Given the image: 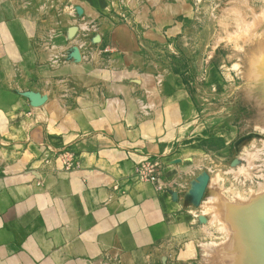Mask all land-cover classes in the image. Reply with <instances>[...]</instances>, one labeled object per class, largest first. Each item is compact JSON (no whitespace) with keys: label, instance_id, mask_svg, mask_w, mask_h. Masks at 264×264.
Returning <instances> with one entry per match:
<instances>
[{"label":"crops","instance_id":"crops-1","mask_svg":"<svg viewBox=\"0 0 264 264\" xmlns=\"http://www.w3.org/2000/svg\"><path fill=\"white\" fill-rule=\"evenodd\" d=\"M194 2L0 0V264H160L167 240L187 264L191 203L224 151L206 136L218 70L191 34L206 29ZM37 94L39 108L20 98ZM45 144L78 168L39 167ZM142 154L162 192L132 178Z\"/></svg>","mask_w":264,"mask_h":264},{"label":"rangeland","instance_id":"rangeland-1","mask_svg":"<svg viewBox=\"0 0 264 264\" xmlns=\"http://www.w3.org/2000/svg\"><path fill=\"white\" fill-rule=\"evenodd\" d=\"M261 1L263 0H256V7L251 9L250 12L243 13V15L235 9L231 10L226 0H224V5L219 1L218 6H216V0H195L194 2L195 6L190 22L198 24L200 29L203 26L208 30L205 29V31L202 30L191 34L193 38L207 40L209 46L206 48V52L209 54V61H217V75L220 72L222 73L224 65V71L228 74L221 84L216 82L217 75L213 77L209 74L208 79H206L207 93L209 94L213 91L215 95L208 96L205 124L206 136L209 138L217 135L223 140L224 144L222 155L218 154L215 158L211 154L208 155V157L211 156L210 163L211 158L216 162L215 174L220 170L224 172L236 171L237 168L243 171H264V7L258 5L261 4ZM232 11L234 14H231ZM72 12L75 11L72 10ZM256 22L260 23L261 26ZM218 25L220 31H216V26ZM90 29L92 30V27ZM216 44L217 47H215ZM20 98L26 100L32 109L39 108L37 104L38 94L36 96L20 95ZM208 122L209 131H207ZM213 141L214 139H208L207 144L209 145V149ZM44 149L43 155L37 160L39 167H48L51 163H54L56 164L54 170L58 168L60 171H72L78 168V160L70 149L65 147L55 151L46 144ZM221 164H223L222 169ZM151 168H153V173H155L152 177L153 179L147 178L141 180L138 177V171H148ZM207 170L208 166L205 165L204 173L206 175L214 172ZM161 171L162 165L157 157L142 154L134 165L132 178L138 183L150 184L154 186L156 191L162 192L164 188L161 181ZM237 178L241 180L242 176L240 175ZM224 182L227 184L226 180ZM216 185L218 186V182ZM225 196L230 197L229 194ZM203 197L201 199L202 202L206 198L205 195ZM194 215V218L201 216L200 209L197 215L196 213ZM193 224L194 231H197L200 227L199 223L195 222ZM194 236L197 237V234H194ZM189 239L191 241L187 243V248H190V254L186 261L187 264H204L208 260L207 256L210 257V261L208 260L205 264H217V260L218 264H223L219 255H216L218 251H224V249H222L223 247H216L220 246V244L217 245V241L218 243H225L226 241L215 239V246L214 243L211 244L212 239H203V242H200V244L195 243L191 238ZM210 245H214L213 250ZM235 246H241L240 253L247 251V256H241L240 262H243L242 264H251V258L253 257L249 252L251 246L247 245L243 239L235 242ZM164 247H167L165 251L168 254L166 256H159L157 258L158 263L170 264L173 252L171 241L167 240L164 243ZM204 247L206 249L209 247L207 249L209 250L208 253L206 249L204 251ZM225 249L226 251H224L223 256L229 259L227 261L224 258L226 259L225 262L236 264L233 260L236 261L237 255L239 257L242 254L234 253V250L228 252L227 248ZM243 249L244 251H242ZM178 251L179 246L176 245L174 247L175 258ZM214 252H216V255ZM209 253L213 256L209 255ZM226 253L228 254L226 255ZM230 254L235 257H232ZM152 258L156 259V257ZM211 259L213 260L211 261ZM220 261L222 262L220 263ZM98 262L110 264L108 260ZM114 262H118V260L116 259ZM225 262L224 264H227Z\"/></svg>","mask_w":264,"mask_h":264},{"label":"bare ground","instance_id":"bare-ground-1","mask_svg":"<svg viewBox=\"0 0 264 264\" xmlns=\"http://www.w3.org/2000/svg\"><path fill=\"white\" fill-rule=\"evenodd\" d=\"M239 13L243 15V13ZM258 25H260V23H258ZM224 70L225 65L222 69V73L220 72V74L216 77V82L218 84H221L222 81L227 78L228 74L225 73ZM207 128L209 129V122L207 124ZM210 165L212 166V171L214 172L209 171L211 173H209V175H206L205 173L202 174L200 178V181L202 179V185L200 188L199 199L196 203V199H194L191 203L192 209L190 211V215L192 218V222L199 223L200 227L196 232L197 237H195V233L192 232L190 238L197 244L203 242V239H212L211 244L214 243V245L216 244L215 239L224 240L226 241L225 243H218L217 241V245L220 244V246L216 248L223 247L222 249H224V251H226L225 248H227L228 252L234 250V253L238 254L240 253L241 246H235V242H239L240 239H243L247 245L251 246V248H249V252L253 256L251 258V264H264V171H243L242 169L237 168L236 171L224 172L220 170L215 174L216 162L213 164L208 162V169ZM222 165L223 164L220 165L221 169L223 167ZM240 175L242 176V179L238 180L237 177H239ZM225 180L227 184H225ZM217 182L218 186L216 185ZM193 192L194 191L192 189V196ZM203 193H205L204 195L206 197L204 202H202L201 200L204 196ZM226 194H229L230 197H226ZM199 209L201 211V216H196V218H194V214L196 213L197 215ZM214 245H210L212 247V250L214 249ZM208 248L209 247H207V249ZM205 249L206 248L204 247V251ZM224 251H218L217 255L216 252H214L216 256L219 255V258H221L220 260L223 261V264L227 259L223 256ZM242 251H244V249ZM206 252L208 253L209 250H207ZM210 253L209 255H212ZM227 254L228 253H226V255ZM240 254L239 257L237 255L235 259L236 261L233 260V262H236V264L243 263H241L240 261L242 257L247 256V251ZM230 255L232 256V254ZM234 255L232 257H235ZM207 258L208 260L210 259V257L208 256ZM213 259H211V261ZM208 260L204 262L207 263ZM228 260L229 259H227V261ZM222 261H220V263ZM216 262L218 264V260Z\"/></svg>","mask_w":264,"mask_h":264},{"label":"built area","instance_id":"built-area-1","mask_svg":"<svg viewBox=\"0 0 264 264\" xmlns=\"http://www.w3.org/2000/svg\"><path fill=\"white\" fill-rule=\"evenodd\" d=\"M155 175V173H153V168L149 169L148 171H138V177L141 180L150 178L153 179L152 177Z\"/></svg>","mask_w":264,"mask_h":264}]
</instances>
